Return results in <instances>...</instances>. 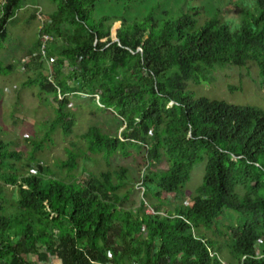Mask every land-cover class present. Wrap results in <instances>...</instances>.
<instances>
[{"label": "trees", "instance_id": "obj_1", "mask_svg": "<svg viewBox=\"0 0 264 264\" xmlns=\"http://www.w3.org/2000/svg\"><path fill=\"white\" fill-rule=\"evenodd\" d=\"M27 1L1 6L0 45ZM50 1L57 8L40 36L54 40L45 58L39 38L29 52L34 59L25 63L38 74L27 84L37 83L57 103L45 137L58 129L74 133L71 104L79 99L95 102L123 127L114 137L90 127L81 135L86 151L70 150L62 161L64 178L40 164L34 151L27 167L37 165L35 173L21 175L22 155L0 140V264H225L207 233L222 236L218 221L228 211L238 215L226 226L236 264H264V112L186 92L217 67L248 63L264 92V0L235 30L218 12L198 25L195 8L158 21L157 5L140 20L123 21L114 37L112 18L94 17L98 3L112 0ZM13 69L0 66V73ZM131 147L146 150L138 206L130 204L137 191L129 170L110 169L111 158L129 155ZM90 155L104 156L109 169H87ZM163 158L166 167L159 169ZM79 159L85 164L77 175ZM199 161L206 162L202 185L185 205L183 187ZM170 198L181 202L169 205ZM144 200L156 214L147 213Z\"/></svg>", "mask_w": 264, "mask_h": 264}, {"label": "rangeland", "instance_id": "obj_2", "mask_svg": "<svg viewBox=\"0 0 264 264\" xmlns=\"http://www.w3.org/2000/svg\"><path fill=\"white\" fill-rule=\"evenodd\" d=\"M5 0H0L1 6ZM258 0H125V1H101L97 4L94 17L101 16L112 18V34L120 28L123 21L131 23L134 20L144 18L148 12L158 5L155 17L158 21L168 16L176 18L183 12H192L191 8L197 10L198 25H202L211 19L217 12L220 13L223 23L231 26L233 30L238 24L256 15V4ZM26 6L17 14L16 18L8 25V37L0 45V66L5 67L13 64V70H6L0 73V140L12 142L13 148L22 155V161L17 163L21 175L35 173V164L28 168L27 163L34 151V158L40 161L58 177H66L68 173L59 167L66 158L68 151L76 153L86 151V144L82 140L83 135L90 127H101L102 131L110 136H119L122 131V120L109 113H100L95 102L84 100H72V109L77 115V122L74 133L70 136L56 130L50 134L47 132L55 118L57 103L52 95L40 92L35 83L28 85L27 81L37 79L36 71H29L25 67L26 62L34 59L35 47L41 41L40 30L43 21L57 8L50 0H28ZM190 10V11H189ZM1 16V11H0ZM34 49V50H33ZM47 64V63H45ZM206 82L194 87L191 83L187 86L186 92L194 98H206L211 101L223 102L236 107L256 108L264 112V92L260 88V77L254 64L248 63L243 67L228 66L217 67L207 77ZM129 155L122 153L113 156L110 160V169H117L121 166L129 170L134 178V189L136 195L131 198V205L138 206L143 200L140 185L141 174L145 169V149L136 150L129 148ZM92 161L85 162L79 159L80 167L74 174L79 175L83 164L87 169L100 172L109 169L108 162L102 155H90ZM205 161L194 164L189 181L184 185V204L188 205L197 189L202 185L203 173H205ZM166 167V159L158 166L159 169ZM74 172V171H72ZM129 176V177H130ZM144 187V185L142 184ZM132 189L127 186L123 193ZM7 194L16 198V191L12 187L7 188ZM180 203L181 199H171L169 205ZM151 208V207H150ZM147 209V213H150ZM151 214V213H150ZM226 217L218 221L219 229L224 234L215 236L207 235L218 242L220 256L225 264H236L232 258L231 251L227 248L228 236L226 226L235 225L237 214L228 211ZM161 215H165L161 213ZM262 246H258V252ZM55 264L57 261L49 260L48 263ZM47 263V264H48Z\"/></svg>", "mask_w": 264, "mask_h": 264}, {"label": "built area", "instance_id": "obj_3", "mask_svg": "<svg viewBox=\"0 0 264 264\" xmlns=\"http://www.w3.org/2000/svg\"><path fill=\"white\" fill-rule=\"evenodd\" d=\"M43 24H45V21H43ZM53 40H54L53 37L50 36V35L43 34L41 36V54L43 55V57H45V58L47 57L46 56L47 55V50H46L47 44L49 42H52ZM143 173H144V170H143V172L141 174V180H140V185H141L140 189L142 190V197L144 196V193H145V188L142 186V184H143ZM144 202H145V206L147 207V209H149V211H151L150 213L153 214V215L156 214V212L152 208H150V206L148 205V203L145 200H144Z\"/></svg>", "mask_w": 264, "mask_h": 264}, {"label": "crops", "instance_id": "obj_4", "mask_svg": "<svg viewBox=\"0 0 264 264\" xmlns=\"http://www.w3.org/2000/svg\"><path fill=\"white\" fill-rule=\"evenodd\" d=\"M42 29V28H41ZM32 260H36V259H32ZM48 264H52V262H50V263H48ZM55 264H61V262L60 261H57Z\"/></svg>", "mask_w": 264, "mask_h": 264}, {"label": "bare ground", "instance_id": "obj_5", "mask_svg": "<svg viewBox=\"0 0 264 264\" xmlns=\"http://www.w3.org/2000/svg\"><path fill=\"white\" fill-rule=\"evenodd\" d=\"M36 167H37V165H36Z\"/></svg>", "mask_w": 264, "mask_h": 264}]
</instances>
